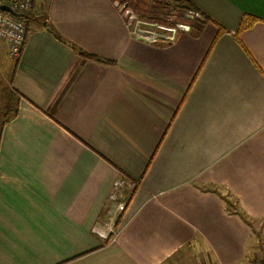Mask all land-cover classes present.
Instances as JSON below:
<instances>
[{"label":"crops","instance_id":"1","mask_svg":"<svg viewBox=\"0 0 264 264\" xmlns=\"http://www.w3.org/2000/svg\"><path fill=\"white\" fill-rule=\"evenodd\" d=\"M189 1L225 33L163 43L119 0H40L65 41L31 21L17 61L0 44V264L264 260V0Z\"/></svg>","mask_w":264,"mask_h":264},{"label":"built area","instance_id":"2","mask_svg":"<svg viewBox=\"0 0 264 264\" xmlns=\"http://www.w3.org/2000/svg\"><path fill=\"white\" fill-rule=\"evenodd\" d=\"M37 0H0V44L4 43L9 57L17 61L24 49L28 37L29 25L26 14L31 13L34 9ZM2 5H7L10 10H3ZM127 10L124 15L127 14ZM14 13H19L15 15ZM130 20V19H129ZM132 21V20H131ZM135 25L134 32L137 35L146 36V32L139 28L142 25L141 21L129 22L130 26ZM139 24V25H138ZM182 26L173 28V34L167 37H157L156 41H163V43L172 42L176 33ZM141 32V33H140ZM147 37V36H146ZM127 187L125 180H118L114 184V189L110 194V201L116 204V208L121 213L125 209L126 197L125 188Z\"/></svg>","mask_w":264,"mask_h":264},{"label":"trees","instance_id":"3","mask_svg":"<svg viewBox=\"0 0 264 264\" xmlns=\"http://www.w3.org/2000/svg\"><path fill=\"white\" fill-rule=\"evenodd\" d=\"M132 2H142V3H146L148 2V0H119V8L121 9V11L124 13L126 10H128V8H133V11L135 10V8L131 5ZM153 2L156 3V6L168 13L167 15H173V18H177V21L179 20H183L184 18H186L185 16L188 15L189 18L192 20L190 23V29L192 30V28L194 27H198V31H201L202 28L208 24V23H214L215 25H217L219 32L218 35H221L223 33H225V29L220 26L219 24H217L215 21H213V19H211L209 16H207L205 13H203L201 10H199L193 3H191L189 0H150V7L152 6ZM44 3H42L40 6V10L41 12L39 13L38 17L35 18L36 16L33 15L31 13L26 14L27 16V21H28V25L31 24V21H36L39 24H41L44 28H46L50 33H52L54 36L57 37V39L61 40V41H65L64 39H62V37L56 32V30L54 29V27L51 25V23L48 22V20L45 18V6L43 8ZM141 17V15H140ZM145 17V16H144ZM197 19V20H196ZM200 19V20H199ZM260 19L253 17L252 15H245L243 16L240 26H239V30L238 32L245 30L247 28H249L250 26H252L253 24H255L256 22H258ZM74 48H76L72 43H70ZM77 49V48H76ZM77 51L84 57L87 58H91V59H95L98 61H103L102 59L88 54L85 51L82 50H78ZM248 264H264V260L260 261V262H256V261H251Z\"/></svg>","mask_w":264,"mask_h":264},{"label":"rangeland","instance_id":"4","mask_svg":"<svg viewBox=\"0 0 264 264\" xmlns=\"http://www.w3.org/2000/svg\"><path fill=\"white\" fill-rule=\"evenodd\" d=\"M36 3H40V0H37ZM37 4V5H38ZM131 5L135 8V10L133 11V8H128L127 11L131 12V17L129 18L130 20H134L136 21H142L145 22L147 24L144 25H139V28L143 30L142 27L145 28H152L155 31H151L150 33H145L150 40H156L157 37L161 36L157 33H165L167 34L168 32H164L165 29H172V27H190V23H191V19L189 18L188 15H186L183 20H179L177 21V18H173V15H167L168 13L160 10L157 6L156 3L153 2L152 6L150 7V0H148V2L146 3H138V2H132ZM39 8V7H38ZM40 11V10H39ZM141 15V17H140ZM145 16V17H144ZM197 20V19H196ZM200 20V19H199ZM183 29V28H182ZM163 30V31H162ZM144 32H148L146 30H143ZM157 32V33H156ZM167 37V36H162ZM9 58V57H8ZM11 59V58H9ZM14 61V60H12ZM15 62V61H14ZM5 83L0 82V107L4 108L5 107H11V109H13V107L16 104L13 103H7L4 102L6 97H5V92H4V86ZM6 119V114H5V108L4 111L1 112L0 111V131H1V125L3 124V122ZM197 251L190 249L189 247L183 251H179L178 253H176L169 262H166L165 264H194V257H197Z\"/></svg>","mask_w":264,"mask_h":264},{"label":"water","instance_id":"5","mask_svg":"<svg viewBox=\"0 0 264 264\" xmlns=\"http://www.w3.org/2000/svg\"><path fill=\"white\" fill-rule=\"evenodd\" d=\"M1 8H2L3 10H10V8H9L7 5H2ZM14 14H15V15H19V13H14ZM182 28H183V29H186V30H189V29H190L189 26H187V27L182 26Z\"/></svg>","mask_w":264,"mask_h":264}]
</instances>
